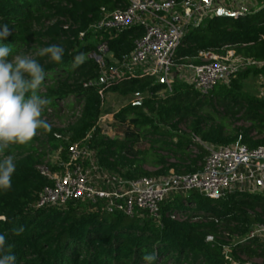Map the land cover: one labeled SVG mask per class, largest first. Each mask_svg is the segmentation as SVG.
Masks as SVG:
<instances>
[{
	"label": "trees",
	"instance_id": "16d2710c",
	"mask_svg": "<svg viewBox=\"0 0 264 264\" xmlns=\"http://www.w3.org/2000/svg\"><path fill=\"white\" fill-rule=\"evenodd\" d=\"M257 1L258 8L250 12L214 14L183 35L173 57L177 64L199 63L200 51L228 49L262 62L236 71L227 83L201 95L181 79L167 89L148 75L88 84L101 71L89 57L99 43L106 42L112 58L121 60L144 33L140 25L110 32L90 28L103 9L124 8L127 0H0V23L12 29L0 43L11 45L13 56L37 50L34 58L46 73L39 94L51 101L43 113L50 130L39 129L29 144L12 145L4 153L14 158L16 171L11 189L0 191V233L12 246L16 264H145L147 253L157 255L153 264H224L222 245L235 258L244 253L264 260V245L257 238L234 245L225 240L245 237L253 223L264 222V196L259 193L230 191L217 198L197 191L174 194L160 203L158 220L143 212H108L104 199L35 206L39 191L51 184L38 166L50 154L48 168L60 169L68 146L83 139L99 165L124 180L200 170L207 151L192 142V135L213 145L240 141L251 148L264 146V93L259 95L247 82L264 77V0ZM53 44L64 48L60 63L38 55ZM79 54L84 63L73 68ZM113 66L105 59V68ZM109 92L142 96L114 114L113 137L95 126ZM174 213L185 219L170 218ZM21 226L24 232L13 235L12 229Z\"/></svg>",
	"mask_w": 264,
	"mask_h": 264
},
{
	"label": "built area",
	"instance_id": "2783aa9c",
	"mask_svg": "<svg viewBox=\"0 0 264 264\" xmlns=\"http://www.w3.org/2000/svg\"><path fill=\"white\" fill-rule=\"evenodd\" d=\"M258 5L257 0H127L124 8L103 9L101 19L90 25L91 29L110 32L140 25L144 33L136 40L134 49L121 60H115L117 63L109 69L105 68V59L112 56L107 51L106 42L99 43L96 52L90 53L89 57L99 64L101 71L88 84L104 85L136 75H148L166 83L167 89L178 78L201 95H206L215 85L227 83L236 71L261 66L262 62L237 56L233 49H228L225 53L200 51L199 63L177 64L173 57L183 35L209 16L225 13L237 16L258 8ZM99 93L103 94L102 91ZM134 98L132 101L139 103L142 96ZM100 111L95 126L103 134L113 137L112 122L118 109L102 113V102ZM192 142L207 151L200 170L135 180H124L105 170L85 139L71 143L67 160L60 169L51 171L48 168L50 154L38 166L51 184L39 191L35 206H62L69 201L97 203L104 199L103 208L108 212L119 211L127 216L143 212L158 220L160 203L174 194L197 191L217 198L225 192L245 191L264 196V146L251 148L240 141L213 145L195 135H192ZM170 218L184 220L185 216L174 213ZM254 237L260 238L264 245V222L253 224L239 242ZM222 253L224 264H244L231 254L228 245H222Z\"/></svg>",
	"mask_w": 264,
	"mask_h": 264
},
{
	"label": "clouds",
	"instance_id": "9594fccd",
	"mask_svg": "<svg viewBox=\"0 0 264 264\" xmlns=\"http://www.w3.org/2000/svg\"><path fill=\"white\" fill-rule=\"evenodd\" d=\"M12 35L7 23H0V41ZM51 62L60 63L64 56L61 45H50L38 52ZM83 54L76 55L72 67L84 63ZM46 73L41 63L31 55H12L11 45L0 43V191H8L16 164L12 156H4L12 145H27L39 129L50 130V124L43 113L51 101L39 93L45 82ZM24 232L23 226L12 229L15 236ZM6 235L0 233V264H16L17 258L11 252ZM145 264H153L157 255L147 253L142 257Z\"/></svg>",
	"mask_w": 264,
	"mask_h": 264
},
{
	"label": "rangeland",
	"instance_id": "374dc122",
	"mask_svg": "<svg viewBox=\"0 0 264 264\" xmlns=\"http://www.w3.org/2000/svg\"><path fill=\"white\" fill-rule=\"evenodd\" d=\"M36 53H37V50L36 51L30 50V51H27L25 53V55H31L34 58ZM106 59H108L113 65H115L117 63L112 58H106ZM175 74H176V72H175ZM247 82H249V84H248L249 87H251L253 90H256L259 95L264 93V77L262 75L258 76L256 78H253L252 80L249 79ZM132 100H135V98L134 97L123 98V97L116 95L115 93H111V92L106 93L104 95L103 112L102 113H112V112L116 111L117 109H119L121 106L125 105L126 103H128L129 101H132ZM57 123H59L58 120L56 121V124ZM240 124H242V122L236 123V125H240ZM253 224H255V223H253ZM242 238H240V236H231V237L226 238L225 240H227L229 243L234 245L236 243H240L239 241ZM257 239H259L258 241L262 243L260 238H257ZM238 257H239V259L242 260V262L244 264H264V260L261 257H249L244 253H239Z\"/></svg>",
	"mask_w": 264,
	"mask_h": 264
},
{
	"label": "water",
	"instance_id": "95a60500",
	"mask_svg": "<svg viewBox=\"0 0 264 264\" xmlns=\"http://www.w3.org/2000/svg\"><path fill=\"white\" fill-rule=\"evenodd\" d=\"M220 15H226V16H231V14H227V13H225V14H220Z\"/></svg>",
	"mask_w": 264,
	"mask_h": 264
}]
</instances>
